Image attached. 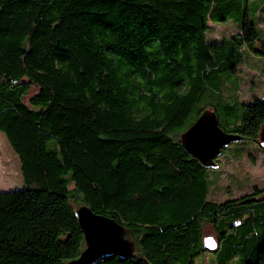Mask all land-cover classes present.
I'll list each match as a JSON object with an SVG mask.
<instances>
[{
    "label": "trees",
    "instance_id": "16d2710c",
    "mask_svg": "<svg viewBox=\"0 0 264 264\" xmlns=\"http://www.w3.org/2000/svg\"><path fill=\"white\" fill-rule=\"evenodd\" d=\"M252 1L0 0V137L25 184L0 191V264L79 257L81 205L135 245L95 264H264V185L211 199L218 159L180 139L209 109L264 165V100H240L234 79L264 57ZM218 23L237 31L210 38Z\"/></svg>",
    "mask_w": 264,
    "mask_h": 264
},
{
    "label": "rangeland",
    "instance_id": "374dc122",
    "mask_svg": "<svg viewBox=\"0 0 264 264\" xmlns=\"http://www.w3.org/2000/svg\"><path fill=\"white\" fill-rule=\"evenodd\" d=\"M251 7L258 8L255 21L259 29L264 31V0L252 1ZM218 24L212 27L210 38L228 36L237 31L233 23ZM244 58L238 76L234 77L240 100H264V57L245 54ZM35 92L36 88H32L31 93ZM258 150V145L249 140L235 141L223 149L217 157L218 167L212 169V176L219 180L212 186L211 199L221 201L249 191L252 185H264L263 157ZM247 154L254 157L250 159L251 156L248 158ZM24 186L19 159L4 137H0V191L22 189ZM205 236L215 238L210 227L205 228ZM208 256L207 252L200 254L194 264H209Z\"/></svg>",
    "mask_w": 264,
    "mask_h": 264
},
{
    "label": "water",
    "instance_id": "95a60500",
    "mask_svg": "<svg viewBox=\"0 0 264 264\" xmlns=\"http://www.w3.org/2000/svg\"><path fill=\"white\" fill-rule=\"evenodd\" d=\"M260 144L264 147V131L260 133ZM185 150L204 167L216 166L215 158L229 144L241 140L240 136L224 131L218 124L214 111L203 110L196 120L181 134ZM84 236V249L79 257L67 264H95L108 256L130 258L134 256V242L125 237V228L111 217L93 212L87 205L75 210ZM217 246L212 236L204 237V247Z\"/></svg>",
    "mask_w": 264,
    "mask_h": 264
}]
</instances>
